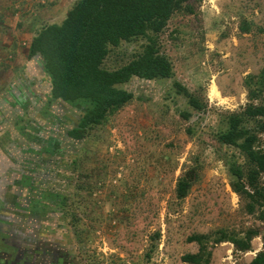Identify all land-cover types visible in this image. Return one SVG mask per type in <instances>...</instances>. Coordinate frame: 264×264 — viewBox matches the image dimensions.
<instances>
[{
  "label": "rangeland",
  "instance_id": "rangeland-1",
  "mask_svg": "<svg viewBox=\"0 0 264 264\" xmlns=\"http://www.w3.org/2000/svg\"><path fill=\"white\" fill-rule=\"evenodd\" d=\"M76 1L0 0L2 237L18 222L17 232L61 242L76 264H191V236L259 229L230 187L229 167L243 158L215 134L248 103L246 78L264 70V0H193L195 15H175L161 36L173 78L132 80V102L80 141L67 137L80 113L51 100L41 60L28 58L35 31L60 24ZM143 43L122 45L105 67ZM175 82L204 109L177 96ZM192 169L190 193L177 202L176 182ZM209 248V264H249L262 241L248 253Z\"/></svg>",
  "mask_w": 264,
  "mask_h": 264
},
{
  "label": "trees",
  "instance_id": "trees-1",
  "mask_svg": "<svg viewBox=\"0 0 264 264\" xmlns=\"http://www.w3.org/2000/svg\"><path fill=\"white\" fill-rule=\"evenodd\" d=\"M193 0H77L60 24H47L35 31L28 58L41 60L50 82V98L75 108L80 117L67 137L80 141L105 124L134 99L124 87L132 80L155 82L174 76L173 64L165 54L161 36L175 15L196 13ZM200 0H197V2ZM246 27L242 32H247ZM144 40L138 52L115 68L105 67L107 58L122 45ZM116 51V52H117ZM248 103L238 112L227 113L224 128L215 134L221 147L237 151L243 158L231 164L230 187L243 203L246 215L255 217L260 228L243 232L220 230L193 235L189 243L198 245L197 254L184 261L209 264L210 246L231 244L236 252H251V242L261 238L262 250L249 264H264V70L246 78ZM175 94L190 107L204 106L179 82ZM184 119L189 115L182 113ZM179 177L175 200L183 202L194 183V172ZM149 258V254H147Z\"/></svg>",
  "mask_w": 264,
  "mask_h": 264
},
{
  "label": "flooded vegetation",
  "instance_id": "flooded-vegetation-1",
  "mask_svg": "<svg viewBox=\"0 0 264 264\" xmlns=\"http://www.w3.org/2000/svg\"><path fill=\"white\" fill-rule=\"evenodd\" d=\"M5 218V221H11L9 217ZM18 226L23 227L16 222V226L9 233L5 227L2 230L4 237L0 230V264H76V259L71 257L64 245L61 242H53L49 234H34L33 238L29 233L24 234V231L17 232L15 227ZM11 238H14L13 241ZM15 238L19 244L14 241Z\"/></svg>",
  "mask_w": 264,
  "mask_h": 264
},
{
  "label": "crops",
  "instance_id": "crops-1",
  "mask_svg": "<svg viewBox=\"0 0 264 264\" xmlns=\"http://www.w3.org/2000/svg\"><path fill=\"white\" fill-rule=\"evenodd\" d=\"M73 5H74V4H73ZM73 5H72V6H73ZM72 6H71V7H72ZM71 7H70V8H71Z\"/></svg>",
  "mask_w": 264,
  "mask_h": 264
}]
</instances>
